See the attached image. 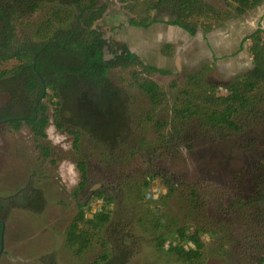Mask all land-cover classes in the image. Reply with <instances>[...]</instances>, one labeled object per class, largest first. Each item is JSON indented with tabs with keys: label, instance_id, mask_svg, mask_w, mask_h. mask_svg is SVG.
I'll return each instance as SVG.
<instances>
[{
	"label": "rangeland",
	"instance_id": "rangeland-1",
	"mask_svg": "<svg viewBox=\"0 0 264 264\" xmlns=\"http://www.w3.org/2000/svg\"><path fill=\"white\" fill-rule=\"evenodd\" d=\"M206 1L216 7L227 2ZM169 10L157 13L159 22L145 29L130 25L131 13L121 0H110L107 14L97 23L115 46L125 43L147 64L171 71L166 76L147 75L169 94L166 104L156 110L140 89L123 87L129 128L117 132L113 141L99 143L83 130L77 152L73 138L52 124L49 138L43 143L52 147L53 155L46 159L30 127L11 132L0 125V195L31 198L23 192L28 188L41 190L46 200L41 210L22 211L23 207H19L9 211L4 220L5 251L0 264H79L66 248V229L77 213L78 201L89 204L90 216L102 208L100 193L115 199L112 217L117 232L112 236L107 232L105 237L130 251L124 264H180L160 252L156 236L139 226V219L149 212L164 217L173 229H177L173 222L176 220L181 227L203 226L213 232L214 235L207 233L203 237L205 264H254L264 254V198H258L261 184L250 170L251 166L264 163V100L240 119L244 128L238 133L218 130L215 134L210 130V136L204 137L202 133L206 134L207 129L195 131L190 122L182 128L174 112L180 106L176 96L187 87L189 76L205 66H212L206 78L216 87L218 97L231 82L254 69L251 40L246 38L264 30V0L244 16L197 35L168 24L173 20ZM32 31L31 27H18L20 36ZM166 43L175 47L171 57L161 52ZM110 57L108 53L107 58ZM17 64V60H12L0 67L9 69ZM112 77L120 82L118 71ZM205 94L197 93V101L202 102ZM150 117L154 122H150ZM159 120L168 122L161 131L165 140L159 138L155 126ZM143 137L147 139L145 145ZM83 158L88 164L89 181L86 192L76 196L81 180L78 162ZM154 173L174 184L170 200L164 198L170 195V188L157 178L150 193L140 191L143 180ZM192 189L199 196L197 208L189 202ZM240 201L245 203L241 211L237 205ZM164 237L163 244L168 246L175 236L168 233Z\"/></svg>",
	"mask_w": 264,
	"mask_h": 264
},
{
	"label": "trees",
	"instance_id": "trees-1",
	"mask_svg": "<svg viewBox=\"0 0 264 264\" xmlns=\"http://www.w3.org/2000/svg\"><path fill=\"white\" fill-rule=\"evenodd\" d=\"M109 1L0 0V65L18 61L9 69L0 67V125L11 132L30 127L46 159L53 155L52 147L43 143L49 138L48 129L52 124L73 138V148L77 152L81 149L84 131L103 144L113 141L117 132L126 131L129 109L123 87L127 85L146 94L154 110L166 104L168 99V92L147 75L166 76L171 71L147 64L125 43L115 46L97 26L108 12ZM121 2L133 15L129 13L131 26L148 29L159 22L157 13L170 9L173 20L168 24L197 35L200 31H212L234 17L244 16L263 0H227L223 7H216L206 0ZM19 26L31 27L33 31L30 35L20 36ZM248 40H251L249 50L254 69L231 82L221 97L206 78L211 65L189 76L187 87L176 96L180 106L174 110L182 128L190 122L195 131L207 129L206 134L202 133L204 137L210 136L207 135L210 130L215 134L218 130L243 132L240 119L242 121L246 113L254 111L264 100V30L256 31L246 38ZM161 52L171 57L175 47L166 43ZM108 53L110 58H107ZM115 71L120 74L119 83L112 77ZM203 91L206 94L202 102H198L196 95ZM149 120L154 122L153 117ZM174 124L178 126V122ZM167 125L165 120L155 123L159 138L164 140L167 138L161 131ZM146 140L143 137V145ZM78 169L81 180L76 196L86 192L89 181L88 164L84 158L79 160ZM250 170L259 179L258 198L262 199L264 163L251 166ZM155 178L170 188V195L164 197L170 200L175 186L160 173L145 178L140 191L150 193ZM23 192L32 197L0 195V250L4 220L9 211L19 207H23L22 211L28 208L41 210V204L45 205L41 190L26 188ZM98 196L103 197L102 208L92 216L88 203L77 202V213L66 229V248L79 264H124L130 251L105 237L107 232L111 236L117 232L112 217L115 199L105 193ZM189 202L194 208L198 207L199 196L195 189H192ZM220 204L224 205L223 202ZM237 205L240 211L245 207L243 201ZM163 218L149 212L139 219V226L156 236L160 252H165L169 258L180 264H205L206 242L203 237L214 233L203 226L186 224L181 227L176 220L173 222L177 229H173L172 224ZM168 233L175 237L165 246L164 236ZM53 264L57 263L53 261ZM254 264H264V254Z\"/></svg>",
	"mask_w": 264,
	"mask_h": 264
},
{
	"label": "water",
	"instance_id": "water-1",
	"mask_svg": "<svg viewBox=\"0 0 264 264\" xmlns=\"http://www.w3.org/2000/svg\"><path fill=\"white\" fill-rule=\"evenodd\" d=\"M5 231H6V226L4 223V228H3L2 237H1L0 260H1L3 252L5 251Z\"/></svg>",
	"mask_w": 264,
	"mask_h": 264
},
{
	"label": "clouds",
	"instance_id": "clouds-1",
	"mask_svg": "<svg viewBox=\"0 0 264 264\" xmlns=\"http://www.w3.org/2000/svg\"><path fill=\"white\" fill-rule=\"evenodd\" d=\"M53 131H54V129H53ZM51 138V137H50Z\"/></svg>",
	"mask_w": 264,
	"mask_h": 264
}]
</instances>
